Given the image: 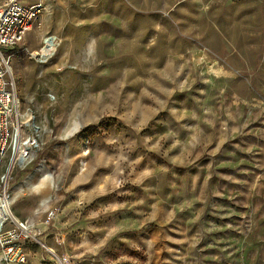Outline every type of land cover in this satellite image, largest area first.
Masks as SVG:
<instances>
[{"label": "rangeland", "instance_id": "rangeland-1", "mask_svg": "<svg viewBox=\"0 0 264 264\" xmlns=\"http://www.w3.org/2000/svg\"><path fill=\"white\" fill-rule=\"evenodd\" d=\"M24 1L46 10L2 52L41 146L0 156L15 216L59 197L67 264H264V0Z\"/></svg>", "mask_w": 264, "mask_h": 264}, {"label": "built area", "instance_id": "built-area-1", "mask_svg": "<svg viewBox=\"0 0 264 264\" xmlns=\"http://www.w3.org/2000/svg\"><path fill=\"white\" fill-rule=\"evenodd\" d=\"M45 10L42 4L28 6L23 0H0V156L11 151V165L19 157L22 161L28 160L30 153L41 145L36 128L33 132H24L31 117L23 120L10 67L11 55H5L2 49L14 51ZM56 46V37L48 36L40 53L31 54V57L38 63H46ZM58 213L59 208L50 209L45 223L50 225ZM18 221L10 197L4 191L0 194V264H29L27 243L49 251L40 229ZM54 258L57 264H67L64 257L55 255Z\"/></svg>", "mask_w": 264, "mask_h": 264}, {"label": "crops", "instance_id": "crops-1", "mask_svg": "<svg viewBox=\"0 0 264 264\" xmlns=\"http://www.w3.org/2000/svg\"><path fill=\"white\" fill-rule=\"evenodd\" d=\"M24 4L30 6L29 4H27L24 1ZM59 207V197L57 199V206L56 208ZM67 212V211H65ZM64 212V214H66ZM47 217V215H46ZM18 219V218H17ZM19 220V219H18ZM67 221L64 222H60L59 220V213L57 214L56 218L51 222L50 225H47L45 223V219H41V220H36L34 222H31V226L37 227L38 229H40L43 232V242L45 244V246L47 247V250L43 249V254H47V257L45 255H42L41 257L36 256L37 258V264H54L53 261H51L50 258H48V255L51 256H55L59 258V252L61 255H64L65 250L62 249L61 246H59V242L60 240L62 241L63 239L68 237V234L64 231V227L67 226ZM53 228V229H51ZM54 235V238L51 237ZM54 254V255H53ZM57 264V263H56Z\"/></svg>", "mask_w": 264, "mask_h": 264}, {"label": "bare ground", "instance_id": "bare-ground-1", "mask_svg": "<svg viewBox=\"0 0 264 264\" xmlns=\"http://www.w3.org/2000/svg\"><path fill=\"white\" fill-rule=\"evenodd\" d=\"M28 117V116H27ZM27 119V118H26ZM16 220L18 221L17 217L15 216ZM19 222V221H18Z\"/></svg>", "mask_w": 264, "mask_h": 264}]
</instances>
